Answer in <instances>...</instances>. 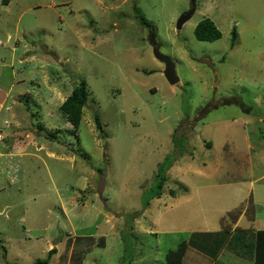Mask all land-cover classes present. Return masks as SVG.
I'll return each mask as SVG.
<instances>
[{"label":"rangeland","instance_id":"rangeland-1","mask_svg":"<svg viewBox=\"0 0 264 264\" xmlns=\"http://www.w3.org/2000/svg\"><path fill=\"white\" fill-rule=\"evenodd\" d=\"M5 1L0 264H34L52 248L46 264H167L182 241L181 264H213L209 245L188 244L192 232H216L221 217L236 227L228 212L246 207L238 232L264 227V0H195L181 27L190 0ZM204 17L218 39L194 36ZM82 79L75 129L60 105ZM218 259L251 264L225 248Z\"/></svg>","mask_w":264,"mask_h":264},{"label":"trees","instance_id":"trees-1","mask_svg":"<svg viewBox=\"0 0 264 264\" xmlns=\"http://www.w3.org/2000/svg\"><path fill=\"white\" fill-rule=\"evenodd\" d=\"M133 12L135 18L138 20L139 24L147 27L150 31L151 36H155V31L151 21L145 16L141 8L135 3L133 5ZM194 36L203 41H213L221 36V31L217 28L215 23L209 18L204 17L200 19L194 29ZM237 32L235 27L232 29L231 44H234L236 40ZM87 87L86 82L82 79L76 86H74L70 92L63 100L60 105L61 110L66 114V119L69 121L73 128L79 126L82 114V108L87 101ZM95 122L97 127L100 128L99 117L95 116ZM170 159L165 158L162 162L157 164L158 173H155L156 183L155 192L153 196L160 197L163 192V185L167 180V170L170 168ZM184 186V185H183ZM186 187H183L185 190ZM170 195H173V191H169ZM148 205V201L146 202ZM248 207L246 208V210ZM245 210V212H246ZM233 214L229 211L228 214L232 215L231 218L234 224L241 214V209L239 213ZM254 215V210L252 211ZM252 217V216H251ZM222 228L215 231L209 232H192L188 244H197L198 249L202 246L206 247L209 245V257L213 258V264H225L220 262L218 255L221 254L223 248L228 249L229 252L235 254L238 257L246 258L251 264H264V229H247L243 227V230L238 232V227L234 228L229 226V220L227 217H221ZM234 228V229H233ZM191 238L193 240H191ZM213 239V241H212ZM187 245L182 241L176 249L169 250L165 255V261L167 264H181ZM52 253H55V249L52 248L48 251V257L45 259H38L34 264H46Z\"/></svg>","mask_w":264,"mask_h":264},{"label":"water","instance_id":"water-1","mask_svg":"<svg viewBox=\"0 0 264 264\" xmlns=\"http://www.w3.org/2000/svg\"><path fill=\"white\" fill-rule=\"evenodd\" d=\"M196 5L195 0H190L188 8L183 11L176 20V26L181 27L186 21H188L194 14ZM151 42L155 45L153 46L154 56L164 63L163 74L169 84H175L179 81V76L175 73V63L168 55L161 53L158 46L155 43L154 37H151Z\"/></svg>","mask_w":264,"mask_h":264},{"label":"crops","instance_id":"crops-1","mask_svg":"<svg viewBox=\"0 0 264 264\" xmlns=\"http://www.w3.org/2000/svg\"><path fill=\"white\" fill-rule=\"evenodd\" d=\"M10 3H11V0H6V1H5V5H4V7L8 8V7L11 5ZM2 93L5 94L4 91L0 90V95H2ZM3 101H4V99H3L2 101H0V103L3 102ZM242 214H244V210H242V212H241V214L239 215V217H240ZM239 217L237 218V220H236V222H235L234 225L239 226V225H238L239 220H240ZM233 227H234V226H233ZM246 228H247V227H246ZM251 228H253L254 230L264 229V227H257V228H255V227H251ZM219 229H220V227H219ZM219 229H216V230H219Z\"/></svg>","mask_w":264,"mask_h":264},{"label":"clouds","instance_id":"clouds-1","mask_svg":"<svg viewBox=\"0 0 264 264\" xmlns=\"http://www.w3.org/2000/svg\"><path fill=\"white\" fill-rule=\"evenodd\" d=\"M246 208H247V207H246ZM246 208L244 209V212H245Z\"/></svg>","mask_w":264,"mask_h":264}]
</instances>
